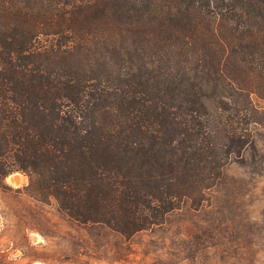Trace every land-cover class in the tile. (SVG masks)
Wrapping results in <instances>:
<instances>
[{"label":"trees","instance_id":"trees-1","mask_svg":"<svg viewBox=\"0 0 264 264\" xmlns=\"http://www.w3.org/2000/svg\"><path fill=\"white\" fill-rule=\"evenodd\" d=\"M264 0H0V187L132 236L253 144Z\"/></svg>","mask_w":264,"mask_h":264},{"label":"rangeland","instance_id":"rangeland-1","mask_svg":"<svg viewBox=\"0 0 264 264\" xmlns=\"http://www.w3.org/2000/svg\"><path fill=\"white\" fill-rule=\"evenodd\" d=\"M264 110V98L253 95ZM199 207L185 204L132 236L83 224L30 195L23 171L0 187V264H264V114Z\"/></svg>","mask_w":264,"mask_h":264},{"label":"water","instance_id":"water-1","mask_svg":"<svg viewBox=\"0 0 264 264\" xmlns=\"http://www.w3.org/2000/svg\"><path fill=\"white\" fill-rule=\"evenodd\" d=\"M35 264H42V263H35Z\"/></svg>","mask_w":264,"mask_h":264},{"label":"bare ground","instance_id":"bare-ground-1","mask_svg":"<svg viewBox=\"0 0 264 264\" xmlns=\"http://www.w3.org/2000/svg\"><path fill=\"white\" fill-rule=\"evenodd\" d=\"M41 263V262H40ZM43 264V263H42Z\"/></svg>","mask_w":264,"mask_h":264}]
</instances>
